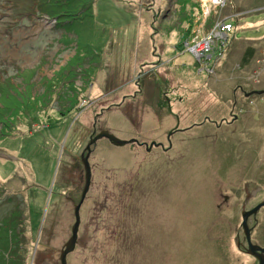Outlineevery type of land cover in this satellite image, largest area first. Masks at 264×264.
<instances>
[{
  "label": "rangeland",
  "instance_id": "374dc122",
  "mask_svg": "<svg viewBox=\"0 0 264 264\" xmlns=\"http://www.w3.org/2000/svg\"><path fill=\"white\" fill-rule=\"evenodd\" d=\"M92 3L75 40L43 13L47 0H0V86L25 98L13 130L0 124V202L26 203V264H61L85 185L81 154L102 130L139 143L92 146L68 264H253L237 236L244 206L264 200V93L253 92L264 88V0ZM222 20L232 28L223 32ZM198 37H212L201 57L188 49ZM73 80L79 103L62 115ZM235 99L246 103L238 126L188 129L229 116ZM176 126L185 130L170 147ZM152 142L165 149L148 150ZM257 217L253 240L264 247V207Z\"/></svg>",
  "mask_w": 264,
  "mask_h": 264
},
{
  "label": "trees",
  "instance_id": "16d2710c",
  "mask_svg": "<svg viewBox=\"0 0 264 264\" xmlns=\"http://www.w3.org/2000/svg\"><path fill=\"white\" fill-rule=\"evenodd\" d=\"M49 3V7L45 5V9H43V13L48 15L51 19H55V26L62 30L64 35L71 37L70 33L74 35L75 40L78 39L77 33L75 32V22L79 19V15L88 16L90 19L92 18V1L93 0H47ZM84 2L81 5L80 10H76V5L79 2ZM52 3V5H51ZM80 12V13H79ZM91 12V13H90ZM64 30V31H63ZM69 33V34H68ZM72 38V37H71ZM82 47V45L79 44ZM254 55V49L249 47L243 56L242 61L243 64H248L251 58ZM78 54L74 55V59L71 60V63L76 64V57ZM87 59V58H86ZM84 61V60H83ZM80 65L82 66V62ZM90 68V67H89ZM66 69V68H65ZM76 72L75 69H69L65 78L70 79L73 76V73ZM73 79V78H72ZM58 84L63 82L62 76L59 75L57 78ZM57 82H50V85L47 86L46 91L48 93H53V87L57 85ZM75 81H71L67 83L65 93H60V98L62 100L65 110L61 108L59 112L62 115H66L71 112L73 109L78 106V98L75 99L76 93L78 91L75 88ZM71 83V84H70ZM69 87V88H68ZM0 86V124L7 131H12V122L14 117L18 115L19 112H24L23 108L24 99H20L16 97L14 93H12L11 88L2 89ZM68 88V89H67ZM46 91H43V95L41 98L38 97L37 101L45 97ZM18 95V94H17ZM28 97V96H25ZM4 100V101H2ZM24 100V101H23ZM32 100H35L34 98ZM32 104V103H31ZM46 102L41 105L44 107ZM62 104V103H61ZM25 105V103H24ZM5 135V133H2ZM7 136V135H6ZM12 136V135H9ZM20 195H12L9 197H5L1 200L2 210H6V215L3 214L0 216V264H26V254L28 252V242L29 238L27 236V230L25 228L27 215L25 214L24 206L26 203H23V200H20ZM3 216V217H2Z\"/></svg>",
  "mask_w": 264,
  "mask_h": 264
},
{
  "label": "water",
  "instance_id": "95a60500",
  "mask_svg": "<svg viewBox=\"0 0 264 264\" xmlns=\"http://www.w3.org/2000/svg\"><path fill=\"white\" fill-rule=\"evenodd\" d=\"M171 135H172V131H170V133L168 134V141H169L170 147L172 146ZM102 138L109 139L110 142L115 146H125L130 143H139V141H137L136 139H121L108 130H102L90 138L89 143L87 144L85 150L81 154V160H82L84 170H85V185L82 191L81 199L74 208L75 223L72 227V235L69 238V240L66 242L65 246L63 247L60 253L61 264H68V255L75 250L76 245H77L79 230H80V226L82 222L81 208H82V204L85 201L86 196L92 184V174L93 173H92V167L90 163L92 146L95 145L97 141ZM145 145L148 150H151L153 147H162V148L165 147L163 143H158V142H152L150 144L145 143ZM262 207H264V202H261L258 205H256L253 209L245 210L242 213V228L245 232V235L248 241V247H247L246 252L248 254L255 256L259 262L258 264H264V247L252 242V238H251L252 228L249 225V219L252 216H256Z\"/></svg>",
  "mask_w": 264,
  "mask_h": 264
},
{
  "label": "flooded vegetation",
  "instance_id": "af4514ba",
  "mask_svg": "<svg viewBox=\"0 0 264 264\" xmlns=\"http://www.w3.org/2000/svg\"><path fill=\"white\" fill-rule=\"evenodd\" d=\"M243 63V62H242ZM242 63H240V65H239V67H242ZM240 91H243V88L241 87L240 89H239ZM235 92H236V90H235ZM253 92H259V93H264V88H262V89H257V91H253ZM246 107V103H244V102H241V101H239L238 99H235L234 100V103L232 104V108H231V110H230V115L229 116H223V117H221L220 119H212L210 116H208V115H205V119H204V121L203 122H199V123H193V125H191L188 129H192V128H194V127H199V126H203V124H206V122L207 121H210L211 122V124H214L216 127H218V128H221L222 126H224V125H226V126H233V125H235V126H238V123H240V120L241 119H243V117H244V108ZM238 109V111H236ZM179 124V123H178ZM184 131L185 129H182V128H179L178 126H176L173 130H172V135L173 134H175V133H177V132H180V131ZM171 135V136H172ZM261 202H264V200L263 201H261ZM260 202V203H261ZM259 204V203H258ZM257 204V205H258ZM255 207V206H254ZM254 207H251V208H245V206H244V209H243V211H245V210H251V209H253ZM262 209V208H261ZM260 209V210H261ZM260 210H259V212L257 213V215L256 216H252L250 219H249V225H250V227L252 228V230H251V238H252V242H254L255 243V241L253 240V234H254V231L257 229V227L259 226V220H258V214L260 213ZM243 211H242V213H243ZM252 224V225H251ZM242 231H243V235H244V241L243 240H241L240 238H241V235L242 234H239L238 233V241H237V247H238V250H241L243 253H245L246 255H249L247 252H246V250H247V247H248V241H247V238H246V235H245V232H244V230H243V228H242ZM251 255V254H250ZM251 256H253V255H251ZM253 258H254V263L253 264H258L259 262H258V260H257V258L255 257V256H253Z\"/></svg>",
  "mask_w": 264,
  "mask_h": 264
},
{
  "label": "built area",
  "instance_id": "2783aa9c",
  "mask_svg": "<svg viewBox=\"0 0 264 264\" xmlns=\"http://www.w3.org/2000/svg\"><path fill=\"white\" fill-rule=\"evenodd\" d=\"M220 25L223 29V32L224 30H230L232 28V23L227 22L226 20H222ZM211 39L212 37H204L202 39L198 37L192 40L191 47H189L188 49L190 50V52H193L195 56L201 57L211 49Z\"/></svg>",
  "mask_w": 264,
  "mask_h": 264
}]
</instances>
